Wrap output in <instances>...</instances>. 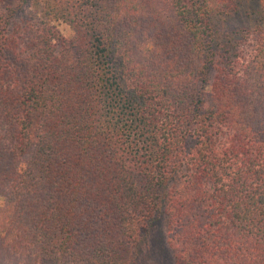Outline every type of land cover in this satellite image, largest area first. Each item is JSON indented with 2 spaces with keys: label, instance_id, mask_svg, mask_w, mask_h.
Instances as JSON below:
<instances>
[{
  "label": "trees",
  "instance_id": "obj_1",
  "mask_svg": "<svg viewBox=\"0 0 264 264\" xmlns=\"http://www.w3.org/2000/svg\"><path fill=\"white\" fill-rule=\"evenodd\" d=\"M2 2L0 264H264V0Z\"/></svg>",
  "mask_w": 264,
  "mask_h": 264
},
{
  "label": "rangeland",
  "instance_id": "obj_2",
  "mask_svg": "<svg viewBox=\"0 0 264 264\" xmlns=\"http://www.w3.org/2000/svg\"><path fill=\"white\" fill-rule=\"evenodd\" d=\"M16 3L17 0H3L2 9L11 8L14 5H16ZM26 13H27V8H24V11L21 12L20 17H24ZM234 24L236 25L237 23ZM56 27L66 40H70L73 37V32L68 25L58 22L56 23ZM243 52L245 54H248L249 47L245 46L243 48ZM1 204H2V200L0 199V205ZM162 226L159 223V221L154 224L153 232L151 233L148 242H146V244L144 245V247H142V250L140 252L139 264H169L168 259H166L164 256L166 252L167 253L170 252L162 241L163 240ZM162 248H165L166 251L164 250L162 251Z\"/></svg>",
  "mask_w": 264,
  "mask_h": 264
}]
</instances>
